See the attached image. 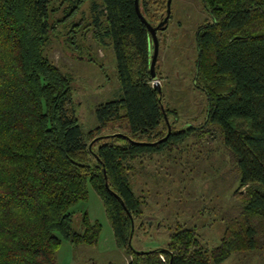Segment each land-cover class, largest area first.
Masks as SVG:
<instances>
[{"label":"trees","instance_id":"obj_1","mask_svg":"<svg viewBox=\"0 0 264 264\" xmlns=\"http://www.w3.org/2000/svg\"><path fill=\"white\" fill-rule=\"evenodd\" d=\"M86 1L0 0V264H58L64 238L97 245L102 227L87 212L81 231L72 225V208L88 198L89 184L129 264H221L235 252L264 248V0H202L210 19L196 33L195 82L208 100L201 130L176 128L178 115L154 87L152 36L135 0H90L92 20L84 30L93 29L101 43L110 40L122 93L100 103L97 125L84 131L72 76L47 48L58 25L67 26ZM167 1L140 0V6L153 23L152 4L166 9ZM213 129L244 189L220 245L209 249L195 228L181 226L168 248L136 249L130 239L143 201L131 183L133 161Z\"/></svg>","mask_w":264,"mask_h":264},{"label":"rangeland","instance_id":"obj_2","mask_svg":"<svg viewBox=\"0 0 264 264\" xmlns=\"http://www.w3.org/2000/svg\"><path fill=\"white\" fill-rule=\"evenodd\" d=\"M151 7L158 17L153 24L158 25L167 8L160 3ZM209 19L202 0H172L168 26L158 33L157 73L164 103L178 115V129L193 125L201 130L206 121L207 95L195 82L196 33ZM91 20L88 0L67 26L58 25L47 48L50 59L72 76L75 112L84 131L97 125L96 107L122 93L110 40L101 43L93 29L84 30V22ZM239 127L247 125L239 123ZM214 133V129L207 134L193 133L172 150L133 161L135 170L130 179L143 201V213L134 222L132 244L136 249L168 248L170 235L181 226L195 228L202 245L209 249L220 245L228 221L240 211L238 191L244 189H240L237 170L219 134ZM88 192V198L72 208V225L81 231L87 212L92 222L101 224L99 243L74 245L64 238L57 252L58 264H128L131 255L117 245L102 198L91 184ZM221 264H264V248L235 252Z\"/></svg>","mask_w":264,"mask_h":264},{"label":"water","instance_id":"obj_3","mask_svg":"<svg viewBox=\"0 0 264 264\" xmlns=\"http://www.w3.org/2000/svg\"><path fill=\"white\" fill-rule=\"evenodd\" d=\"M171 2L172 0H168L167 1V15L166 17L158 24V25H154L153 23H151L146 16L144 15V13L142 12L141 6H140V0H135V6H136V10L138 15L140 16V18L142 19V21L145 23V25L147 26V28L149 29L151 36H152V53H151V59H150V73L153 79V85L154 87L162 92V87L160 84V78L158 76L157 73V62H158V56H159V37H158V32L160 30H165L168 26V22L170 20L171 17ZM171 132V126L169 125V133L167 136H169ZM134 229V226L132 227V230ZM130 243L132 244V237L130 239Z\"/></svg>","mask_w":264,"mask_h":264},{"label":"built area","instance_id":"obj_4","mask_svg":"<svg viewBox=\"0 0 264 264\" xmlns=\"http://www.w3.org/2000/svg\"><path fill=\"white\" fill-rule=\"evenodd\" d=\"M162 258L164 259V257L162 256Z\"/></svg>","mask_w":264,"mask_h":264},{"label":"crops","instance_id":"obj_5","mask_svg":"<svg viewBox=\"0 0 264 264\" xmlns=\"http://www.w3.org/2000/svg\"><path fill=\"white\" fill-rule=\"evenodd\" d=\"M129 264V263H128Z\"/></svg>","mask_w":264,"mask_h":264}]
</instances>
